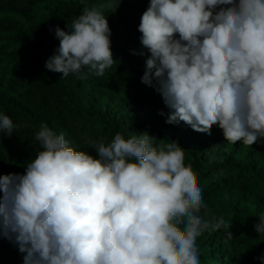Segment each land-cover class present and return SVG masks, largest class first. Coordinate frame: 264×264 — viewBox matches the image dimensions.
Segmentation results:
<instances>
[{
    "label": "clouds",
    "instance_id": "clouds-1",
    "mask_svg": "<svg viewBox=\"0 0 264 264\" xmlns=\"http://www.w3.org/2000/svg\"><path fill=\"white\" fill-rule=\"evenodd\" d=\"M119 4H85L71 27L57 26L45 68L104 76L116 62L105 9ZM138 31L141 83L170 109L166 123L209 135L218 125L244 146L264 140V0H150ZM18 127L0 114V132L11 137ZM35 140L41 150L26 171L0 175V235L26 253L24 264H200L198 237L222 227L233 237L206 214L176 141L118 132L87 142L92 155L46 123ZM253 227L264 236V214Z\"/></svg>",
    "mask_w": 264,
    "mask_h": 264
},
{
    "label": "trees",
    "instance_id": "trees-1",
    "mask_svg": "<svg viewBox=\"0 0 264 264\" xmlns=\"http://www.w3.org/2000/svg\"><path fill=\"white\" fill-rule=\"evenodd\" d=\"M150 0H0V114L18 128L11 137L0 132V175L23 174L41 150L35 133L46 123L64 133L77 151L87 142H111L116 133L147 132L164 143L186 150L185 165L197 174L206 214L222 219V227L197 238L200 264H264V236L253 225L264 214V140L251 146L225 140L218 125L199 133L184 122L166 123L170 109L154 88L141 83L146 56L133 54L142 46L138 31ZM119 4L105 9L116 61L102 77L78 79L45 68L59 47L55 28L67 30L85 4ZM163 112L165 115H160ZM157 144L161 141H156ZM205 214L204 211L201 213ZM26 253L0 235V264H24Z\"/></svg>",
    "mask_w": 264,
    "mask_h": 264
}]
</instances>
